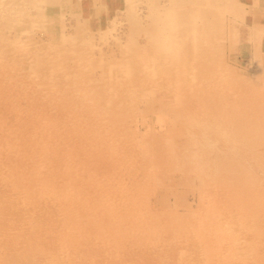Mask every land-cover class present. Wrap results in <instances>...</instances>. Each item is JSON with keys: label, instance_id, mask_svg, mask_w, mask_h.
I'll list each match as a JSON object with an SVG mask.
<instances>
[{"label": "rangeland", "instance_id": "374dc122", "mask_svg": "<svg viewBox=\"0 0 264 264\" xmlns=\"http://www.w3.org/2000/svg\"><path fill=\"white\" fill-rule=\"evenodd\" d=\"M262 202L264 0H0V264H264Z\"/></svg>", "mask_w": 264, "mask_h": 264}, {"label": "bare ground", "instance_id": "6f19581e", "mask_svg": "<svg viewBox=\"0 0 264 264\" xmlns=\"http://www.w3.org/2000/svg\"><path fill=\"white\" fill-rule=\"evenodd\" d=\"M223 139H224V138H223ZM210 141H211V140H210ZM258 144H259V143H258ZM203 149H204V148H203ZM216 153H217V152H216ZM223 159H224V158H223ZM205 162H206V161H205ZM202 163H203V162H202ZM198 164H199V163H198ZM212 166H213V165H212ZM221 171H222V169H221ZM203 173H204V172H203ZM238 174H239V173H238ZM213 175H214V174H213ZM222 178H223V177H222ZM225 183H226V181H225ZM216 190H217V189H216ZM219 191H220V190H219ZM205 197H206V196H205ZM262 203H263V202H262ZM234 204H235V203H234ZM254 204H255V203H254ZM263 204H264V203H263ZM237 205H238V204H237ZM214 206H218V205H214ZM244 206H245V205H244ZM218 207H220V206H218ZM230 207H231V206H230ZM228 208H229V207H228ZM232 208H233V207H232ZM245 208H246V207H245ZM249 208H250V207H249ZM237 209H239V208H237ZM237 209H236V210H237ZM243 209H244V208H243ZM246 209H247V208H246ZM225 210H226V209H225ZM240 210H241V209H240ZM248 210H249V209H247V211H248ZM222 211H223V210H222ZM226 211H227V210H226ZM226 211H225V212H226ZM230 211L232 212V210H230ZM245 211H246V210H245ZM228 212H229V211H228ZM228 212H227V213H228ZM236 212H237V211H236ZM236 212H235V213H236ZM238 212H239V211H238ZM238 212H237V213H238ZM240 212H241V211H240ZM233 213H234V211H233ZM244 213H245V212H244ZM228 214H229V213H228ZM230 214H231V213H230ZM230 214H229V216H230ZM240 214H242V213H240ZM219 215H220V214H219ZM237 215H238V214H237ZM246 215L248 216V214H246ZM229 216H228V217H229ZM240 216H242V215H240ZM244 216H245V215H244ZM257 216H258V215H257ZM263 216H264V215H263ZM237 218H238V216H237L235 219H237ZM240 218H241V217H240ZM238 219H239V218H238ZM241 219H242V218H241ZM263 219H264V218H263ZM216 220H217V219H216ZM218 220H219V219H218ZM223 220H224V219H223ZM239 220H240V219H239ZM239 220H238V221H239ZM258 220H259V219H258ZM230 221L233 222L234 220H233V221L230 220ZM230 221H226V222H227V225H228V229H226V231H225V228H224V227H226V226H225L226 223L223 225V228H224V229H223V230L219 229V230H221L222 232L225 231L226 234H227L228 232H230V231L227 232V230L230 229L229 226L234 227V226H233L234 223H233V225H231L232 223H231ZM238 221H237V222H238ZM243 221H244V219H243ZM255 221H257V220H255ZM228 222H230L231 224H229ZM245 222H248V221H245ZM98 223H99V222H98ZM223 223H224V222H223ZM238 223H241V225H242V223H244V222L240 221V222H238ZM251 223H252V222H251ZM214 224H215V223H214ZM262 224H263V223H262ZM167 225H168V224H167ZM219 225H220V224H219ZM244 225L246 226V224H244ZM250 225H253V224H250ZM255 225H256V224H255ZM260 225H261V224H260ZM260 225H259V226H260ZM126 226H127V225H126ZM238 226L240 227V224H239ZM259 226H258V228H259ZM241 227L244 228L243 225H242ZM247 227H248V226H246L245 228H247ZM252 227L254 228V226H252ZM260 227H262V226H260ZM263 227H264V225H263ZM166 228H167V227H166ZM169 228H171V227H169ZM221 228H222V226H221ZM226 228H227V227H226ZM249 228H251V227H249ZM253 228H251V231L254 232V230H256V228H255V229H253ZM160 229H161V228H160ZM188 229H189V228H188ZM215 229H216V228H215ZM217 229H218V228H217ZM217 229H216V230H217ZM252 229H253V230H252ZM127 230H128V229H127ZM231 230H232V228H231ZM243 230H247V229H243ZM262 231H263V229H262ZM104 232H105V231H104ZM143 232H144V231H143ZM164 232H165V231H164ZM186 232H187V231H186ZM191 232H192V231H191ZM218 232H219V231H218ZM236 232L238 233L239 231H236ZM130 233H131V232H130ZM132 233H133V232H132ZM150 233H151V232H150ZM179 233H180V232H179ZM220 233H221V232H220ZM225 233L223 232L222 235H224ZM234 233H235V232H234ZM245 233H247V232H245ZM106 234H109V233L107 232ZM139 234H140V233H139ZM144 234H145V233H144ZM184 234H185V233H184ZM188 234H189V233H188ZM216 234H217V233H216ZM226 234H225V235H226ZM231 234H233V233L231 232ZM241 234H243V233H241ZM247 234H248V233H247ZM148 235H149V234H148ZM196 235H197V234H196ZM210 235H211V234H210ZM222 235H220V236H222ZM229 235H230V234H228V236H229ZM244 235H245V234H244ZM257 235H258V234H257ZM263 235H264V234H263ZM106 236H107V235H106ZM126 236H127V235H126ZM126 236H125V237H126ZM153 236H154V234H153ZM172 236H173V235H172ZM182 236H183V235H182ZM232 236H234V234H233ZM240 236H241V235H240ZM254 236H255V234H254ZM107 237H108V236H107ZM109 237H111V236L109 235ZM183 237H185V236H183ZM218 237H219V236H218ZM238 237H239V236H238ZM258 237H259V236H258ZM174 238H175V237H174ZM213 238L215 239V237H213ZM226 238H228V237L226 236ZM226 238H225V239H226ZM252 238H253V237H252ZM103 239H104V238H103ZM126 239H128V237H127ZM126 239H125V240H126ZM138 239H139V238H138ZM216 239H217V237H216ZM220 239H223V237L220 238ZM143 240H144V239H143ZM158 240H159V239H158ZM158 240H157V241H158ZM169 240H170V239H169ZM199 240H200V237H199ZM217 240H218V239H217ZM138 241H139V240H138ZM152 241H154V239H153ZM157 241H156V242H157ZM163 241H164V240H163ZM212 241H213V240H212ZM248 241H249V240H248ZM256 241H257V240H256ZM263 241H264V240H263ZM145 242H146V241H145ZM244 242H245V241H244ZM252 242L256 243L255 241H252ZM185 243H186V242H185ZM219 243H220V242H219ZM246 243H247V241H246ZM145 244H146V243H145ZM215 244H216V243H215ZM220 244H221V243H220ZM235 244H236V243H235ZM261 244H262V243H261ZM263 244H264V243H263ZM231 245H232V243H231ZM226 246H227V245H226ZM234 247H235V246H234ZM234 247H231V248H234ZM227 248H228V247H227ZM236 249H237V248H236ZM237 251H238V250H237ZM227 252H228V251H227ZM233 254H234V253H233ZM231 255H232V254H231ZM17 257H18V256H17ZM17 257H16V258H17ZM20 257H21V256H20ZM24 257H25V256H24ZM29 257H31V256H29ZM29 257H28V258H29ZM35 257H36V256H35ZM25 258H26V257H25ZM19 259H21V258H18V260H19ZM22 259H23V257H22ZM41 259H42V258H41ZM26 260H28V259L26 258ZM26 260H23V261L26 262ZM64 260H65V259H64ZM29 261H30V260H29ZM46 261H47V260H46ZM69 261H70V260H69ZM48 262H50V261H47L46 263H48ZM26 263H28V261H27ZM30 263H31V262H30ZM44 263H45V261H44ZM44 263H43V264H44Z\"/></svg>", "mask_w": 264, "mask_h": 264}]
</instances>
